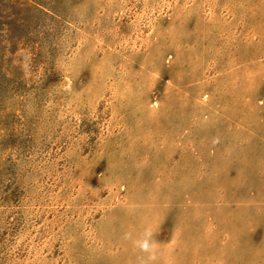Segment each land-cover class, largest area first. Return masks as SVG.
<instances>
[{"label":"rangeland","instance_id":"obj_1","mask_svg":"<svg viewBox=\"0 0 264 264\" xmlns=\"http://www.w3.org/2000/svg\"><path fill=\"white\" fill-rule=\"evenodd\" d=\"M0 264H264V0H0Z\"/></svg>","mask_w":264,"mask_h":264}]
</instances>
